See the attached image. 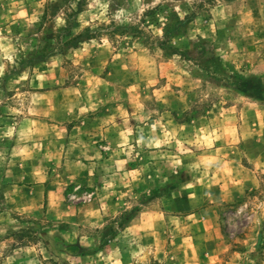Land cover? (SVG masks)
I'll return each instance as SVG.
<instances>
[{
  "label": "rangeland",
  "instance_id": "obj_1",
  "mask_svg": "<svg viewBox=\"0 0 264 264\" xmlns=\"http://www.w3.org/2000/svg\"><path fill=\"white\" fill-rule=\"evenodd\" d=\"M0 264H264V0H0Z\"/></svg>",
  "mask_w": 264,
  "mask_h": 264
},
{
  "label": "trees",
  "instance_id": "obj_2",
  "mask_svg": "<svg viewBox=\"0 0 264 264\" xmlns=\"http://www.w3.org/2000/svg\"><path fill=\"white\" fill-rule=\"evenodd\" d=\"M23 234L25 233V232H22ZM27 234H28V232H26Z\"/></svg>",
  "mask_w": 264,
  "mask_h": 264
}]
</instances>
